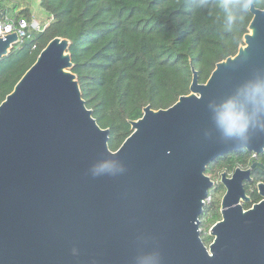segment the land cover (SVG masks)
<instances>
[{
  "label": "water",
  "instance_id": "1",
  "mask_svg": "<svg viewBox=\"0 0 264 264\" xmlns=\"http://www.w3.org/2000/svg\"><path fill=\"white\" fill-rule=\"evenodd\" d=\"M237 52L166 108H143L120 146H108L87 108L67 38L54 37L0 103V264H264V182L249 201L250 167L220 174V219L201 238L215 158L264 151V108L246 131L219 121L232 102L247 114L248 88L264 83V7ZM0 37V58L17 44ZM109 165L102 168L103 165ZM99 173V177H93Z\"/></svg>",
  "mask_w": 264,
  "mask_h": 264
},
{
  "label": "trees",
  "instance_id": "2",
  "mask_svg": "<svg viewBox=\"0 0 264 264\" xmlns=\"http://www.w3.org/2000/svg\"><path fill=\"white\" fill-rule=\"evenodd\" d=\"M243 4L244 0H238ZM38 0L49 19L46 27L33 31L0 58V103L34 63L39 52L54 37L70 41L69 53L87 108L102 128L109 129L108 146L117 149L131 133V120L153 109L172 105L189 93L194 69L199 82H205L215 64L237 52L252 18L240 7L237 20L227 28L219 0ZM256 8L264 0H253ZM11 0H0V17L32 20L27 7L17 10ZM253 152L239 148L210 162L205 173L215 180L211 201L200 217L201 238L212 241L208 228L220 219L224 187L222 172L246 168ZM264 164V151L257 154ZM264 181V177L261 179ZM257 181V180H255ZM244 186L250 197L244 209L260 196L254 182ZM211 217L204 221L206 216ZM203 229L205 233H203Z\"/></svg>",
  "mask_w": 264,
  "mask_h": 264
},
{
  "label": "clouds",
  "instance_id": "3",
  "mask_svg": "<svg viewBox=\"0 0 264 264\" xmlns=\"http://www.w3.org/2000/svg\"><path fill=\"white\" fill-rule=\"evenodd\" d=\"M252 2L253 0H244V3L241 5L238 0H219V6L225 13L227 24L226 31H231V26L237 20L236 11L240 7L247 11L251 7ZM206 3L207 0H199L197 7H204ZM245 98L253 108V113L251 115L239 110L232 102L226 104L219 115V121L228 135L246 131L251 123L252 115H255L264 108V83L251 85L247 90ZM107 167H109L107 164L102 166V168ZM92 176L99 177V173H93Z\"/></svg>",
  "mask_w": 264,
  "mask_h": 264
},
{
  "label": "built area",
  "instance_id": "4",
  "mask_svg": "<svg viewBox=\"0 0 264 264\" xmlns=\"http://www.w3.org/2000/svg\"><path fill=\"white\" fill-rule=\"evenodd\" d=\"M48 22L42 23L37 22L35 18L32 20H27L25 17H19L17 19H6L2 21L0 17V37H4L6 34L15 32L18 37V42L23 41L25 38H29L33 31L40 32L42 31ZM211 201V194L208 193L207 197L204 199L205 205H208ZM211 217L210 214L206 216L204 221H207ZM212 224L209 226V228ZM205 233V231H202Z\"/></svg>",
  "mask_w": 264,
  "mask_h": 264
},
{
  "label": "rangeland",
  "instance_id": "5",
  "mask_svg": "<svg viewBox=\"0 0 264 264\" xmlns=\"http://www.w3.org/2000/svg\"><path fill=\"white\" fill-rule=\"evenodd\" d=\"M12 5H15V7H17L16 11L20 10L23 7L29 8L37 22L46 23L49 20L43 10L39 7L38 0H11V4L9 6L11 7ZM203 231L205 230L203 229Z\"/></svg>",
  "mask_w": 264,
  "mask_h": 264
},
{
  "label": "flooded vegetation",
  "instance_id": "6",
  "mask_svg": "<svg viewBox=\"0 0 264 264\" xmlns=\"http://www.w3.org/2000/svg\"><path fill=\"white\" fill-rule=\"evenodd\" d=\"M254 153V152H253ZM261 154V153H260ZM253 162H256V163H259V165H256V166H254L252 169H251V173H250V178H251V180H249V181H244V186L246 185V186H250L251 184H253V181H255V180H257V181H255L254 182V186H253V189L256 191V193L259 195V193L257 192V187H256V185H257V183L258 182H264L263 180H261L263 177H264V164L263 163H261L258 159H257V154L256 153H254L253 154V160L251 161V163L246 167V168H243V169H247L248 167H250V165L253 163ZM232 173V172H231ZM231 173H228L229 175L231 174ZM245 188V187H244ZM246 192V191H245ZM247 194V193H246ZM248 195V194H247ZM249 196V195H248ZM260 196V195H259ZM261 200V197H260V199L258 200V201H260ZM249 201H250V197H249ZM248 201V202H249ZM257 201V202H258ZM257 202H254V203H257ZM243 203H245V202H243ZM242 203V204H243ZM254 203H252V204H254ZM251 204V205H252Z\"/></svg>",
  "mask_w": 264,
  "mask_h": 264
}]
</instances>
